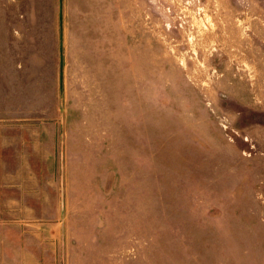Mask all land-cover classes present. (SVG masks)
<instances>
[{
	"label": "rangeland",
	"instance_id": "obj_1",
	"mask_svg": "<svg viewBox=\"0 0 264 264\" xmlns=\"http://www.w3.org/2000/svg\"><path fill=\"white\" fill-rule=\"evenodd\" d=\"M0 264H264V0H0Z\"/></svg>",
	"mask_w": 264,
	"mask_h": 264
}]
</instances>
